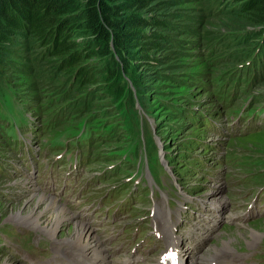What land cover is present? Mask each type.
<instances>
[{
  "label": "rangeland",
  "instance_id": "rangeland-1",
  "mask_svg": "<svg viewBox=\"0 0 264 264\" xmlns=\"http://www.w3.org/2000/svg\"><path fill=\"white\" fill-rule=\"evenodd\" d=\"M177 1L180 11L174 18L178 30H171L169 35L171 39L178 38L182 46L159 51V55L164 57L162 63L154 68L142 66L139 82L134 85L129 78V90L123 94L114 93L107 81H101L95 86L97 94L91 97L89 90L74 100L67 94L58 100L66 93V76L48 77L50 65L42 69L45 74L36 75L34 67L32 72L24 73L22 64L32 66L24 59L29 57L24 47L18 49V55L12 57L8 64L0 65L1 79L8 80L27 105L37 107L40 114H36L35 119L38 122L48 121L53 112L65 106L79 119L84 106L89 103L80 108L79 105L90 97L88 102L94 105L88 108L89 115L106 112L103 119H111L112 123H109L116 126L114 141L99 148L94 162L88 164L90 171H70V167L60 166L56 161V167L46 174L36 168H27L24 158L10 155L15 164L10 163L12 166L9 167L8 162L6 176L0 169V264H81L84 258L81 259L82 256L66 244L71 241H66L63 236L66 234L74 239L78 223H85L97 233L106 246L111 264H126L124 258L133 255H143V260L137 264H152L166 249L162 229H171L177 219L171 209L176 206L170 207L169 203L172 200L170 192L174 193L171 182L178 194L174 195L178 198L175 201L182 202L183 217L178 228L183 249L189 255L188 264L264 262V215L247 221L241 219L246 208L242 197H249L245 191H258L264 185V129H252L249 122L242 123L238 119L228 124L232 119L228 116L229 108L221 110L211 96L214 86L211 76L229 66L215 65L212 61L245 51L260 39H254L260 27L243 25L238 21L240 17H236V10L225 12L227 7L234 9L238 0ZM212 1L219 2L224 9L220 7L218 13L212 12ZM168 11L167 7L161 13L167 16ZM187 25L192 30L186 33ZM19 40L23 42V39ZM214 44V53L211 54V49H204ZM173 49L175 53H172ZM260 89L258 86L253 90ZM63 102L65 104L62 105ZM193 108L197 113L203 109L212 110L217 120L222 122L223 130L218 132L204 126L202 119L197 124L190 122L185 113ZM129 116L138 118L140 126L142 122L149 124L152 135L157 138L158 150L168 158L166 166L171 180L164 177L169 190L161 192L163 198L153 196L151 199L142 192L141 198L133 200L132 205L125 209L122 202L115 207L103 196L118 183L120 188L119 178L114 176L92 181V187L88 189L92 195L87 197L79 189L78 177L82 173L89 175L93 171L113 170L120 164L121 157L116 150L124 151L127 141L121 132L123 122L120 120ZM30 119V112L16 105L10 116L12 126L6 131L20 137L21 128L26 127ZM250 123H254L253 119ZM53 136L52 131L43 128L38 137L39 141H44ZM146 138L149 139L147 132ZM1 141L2 138L0 147L3 146ZM1 150L0 155L6 157L8 154L1 153ZM3 150L10 153L6 148ZM110 151L114 153L109 155ZM154 157L162 162L166 171L162 157ZM148 177L150 179L149 174ZM157 179L162 181L163 175L157 174ZM67 180L68 187L65 185ZM32 195H40L47 200L55 198L60 206L73 210V220L58 224V237L55 239L38 229L15 222L14 216L24 215L35 207ZM123 196L119 193L114 199L122 200ZM165 210L171 220L168 226L161 223L165 219L162 215ZM42 218L46 224L47 214H42ZM175 239L180 241L179 237ZM227 240L231 243L232 253L219 257L208 255L213 245L222 246L221 242Z\"/></svg>",
  "mask_w": 264,
  "mask_h": 264
},
{
  "label": "trees",
  "instance_id": "trees-1",
  "mask_svg": "<svg viewBox=\"0 0 264 264\" xmlns=\"http://www.w3.org/2000/svg\"><path fill=\"white\" fill-rule=\"evenodd\" d=\"M171 2L172 0H0V65L8 64L12 57L18 55V49L24 47L29 52V57L24 59L32 64H22L21 70L24 73L32 72L34 67L36 75L45 74L46 71L42 69L50 65L48 77L66 76V93L58 100L63 99L66 94L71 95V100H74L79 94L89 90L91 97L97 94L95 86L101 81H107L114 93L123 94L129 90V78L134 85L139 82L142 66L154 68L162 63L164 57L159 55V51L182 46L178 38L171 39L169 35L171 30H178L174 17L180 11L179 2ZM237 2L234 9H224L219 2L212 1V12L218 13L217 9L220 7L227 13L236 10V17H240L238 21L243 22V25L260 27L254 37L260 39L255 40L240 54H228L220 60L212 61L215 65L219 63L220 66H229L211 76V84H214L211 96L217 101L214 104L221 110L229 108L230 113L238 109V99L247 95L244 91L246 87L250 86L249 92L254 93L257 90L253 89L260 86L258 98L264 110V0ZM167 7L170 11L164 16L161 12ZM185 29L186 33L192 30L188 25ZM20 38L23 42L18 41ZM204 49H211L212 54L215 44L211 47L207 45ZM171 51L176 52L174 49ZM245 62L249 64L239 66ZM89 98H85L79 105L80 108L84 103H89L84 106L85 110L78 116L79 119L65 106L53 112L48 121L36 120L35 126L45 127L50 123L54 127L66 122L78 123L87 118L104 128L105 140L101 147L114 141L116 126L111 125V119H103L106 112L100 115L93 112L89 115L88 108L94 105L91 101L88 102ZM16 105L34 117L40 114L36 106L27 105L13 85L0 76V108H3L6 119L10 120L12 109ZM32 109L34 111H30ZM185 114L190 122L197 123L195 119L199 114L195 108L188 109ZM120 122H123L121 132L127 137L125 149L126 143L132 140L131 132L140 126V121L129 116L127 119L122 117ZM143 124L149 138L147 144L150 155L154 157L158 155V149L149 124L142 122ZM119 150L116 153L121 156L125 150ZM113 153L110 151L109 155Z\"/></svg>",
  "mask_w": 264,
  "mask_h": 264
},
{
  "label": "bare ground",
  "instance_id": "bare-ground-1",
  "mask_svg": "<svg viewBox=\"0 0 264 264\" xmlns=\"http://www.w3.org/2000/svg\"><path fill=\"white\" fill-rule=\"evenodd\" d=\"M96 172L97 171H95V173ZM32 197L34 198L35 207H31V209H29V211H27L24 215L19 214L14 216L13 218L15 222H18L17 224L35 228L36 230L38 229L39 231L46 233L50 238L55 239L56 237H58V234L56 233L58 224H60L62 221L68 222L73 220V210L66 209V207H63L62 204V206H60L55 198L47 200L45 197L40 195H32ZM42 214H47L46 224H44L45 220L42 218ZM74 226H76V222L74 223ZM89 229L90 228H88L85 223H78L77 233L74 239L66 234L63 235L66 241H71L70 243L66 242V244H69L72 250L81 255V259L84 258L83 261L80 259L82 261L80 262L81 264H111L112 261H110V259L108 258L107 249L105 248L106 246H104L97 233L94 230L90 229L92 232L91 234ZM85 237L87 239H85ZM221 243H223L222 246L213 245L211 247L210 251L208 252V255L210 257H212L213 255L219 257V255H222L224 253H228L230 251V253L233 252L230 241L227 240ZM189 249L190 248H188V252ZM186 256L189 257V255L187 254ZM213 260L217 259H211V261Z\"/></svg>",
  "mask_w": 264,
  "mask_h": 264
}]
</instances>
